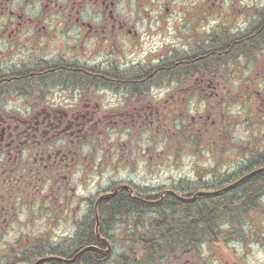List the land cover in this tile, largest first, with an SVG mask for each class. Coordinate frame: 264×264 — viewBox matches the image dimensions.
<instances>
[{"label":"flooded vegetation","instance_id":"1","mask_svg":"<svg viewBox=\"0 0 264 264\" xmlns=\"http://www.w3.org/2000/svg\"><path fill=\"white\" fill-rule=\"evenodd\" d=\"M219 1L227 0H0V230L36 229L47 212L52 217L49 227H72L68 238L72 245L81 229L87 232L90 227L95 238L84 234V245L106 251L102 239L110 243L109 253L91 250L96 255L78 262L83 254L70 264H91V258L94 264H126L129 257H142L115 253L116 244L101 233L98 238L96 229L103 225L107 200L120 195L132 199L133 193L132 200L140 204L137 210L152 214L153 188L113 181L110 188L100 186L90 193L92 178H100L108 169L126 167L133 172L139 158L133 144L138 132L148 133L150 146L141 153L152 163L155 131L169 132V116L189 117V101L210 100L205 121L202 115L191 118L195 127L208 123L218 127V117L211 114L226 94L223 90L221 96L220 82L214 79H193L187 89L161 97L114 83H129L128 78L143 68L126 54L141 52L143 37L161 36L158 30L167 23L165 17H175L170 14L176 10L173 6H182L180 16L187 24L191 19L194 28L200 20L226 19L225 12L233 8L219 11L224 6H218ZM244 7L245 3L238 9ZM225 31L214 30L209 41L214 43V37ZM169 60L161 58L148 68ZM114 133L121 135L118 141L106 143ZM95 157L101 158L96 162ZM259 211L251 213L249 234L238 238L234 230L227 244L211 246L218 252L217 264H247L246 249L251 244L264 249V226L257 219L264 210ZM19 244V253L3 255L0 264H66L60 259L71 260L80 252L71 259L44 254L43 246L48 251L57 245L43 234L21 238ZM202 256L194 253L173 262L165 258L162 264H200Z\"/></svg>","mask_w":264,"mask_h":264},{"label":"trees","instance_id":"2","mask_svg":"<svg viewBox=\"0 0 264 264\" xmlns=\"http://www.w3.org/2000/svg\"><path fill=\"white\" fill-rule=\"evenodd\" d=\"M256 16L259 22L255 29L240 39H236L227 31L220 32L214 37V43L209 41L208 36L194 54L187 56L175 55L169 58L168 64L160 67L139 68L137 74L128 78L130 79L129 83L116 82L114 84H117L118 88H135L136 92L143 93L144 91L150 92L152 87H162L165 84L164 82H170L171 78L183 81L181 87L184 88L189 87L192 80L196 78L214 79L220 82L221 75L219 72L223 71L222 66L225 65L227 57L237 59L240 56L248 60L250 57L264 52V47H261V40L264 39V11L258 10ZM228 78L226 77V79ZM260 79L262 78L260 77ZM263 86L264 84L261 88ZM224 93L226 94V90H224ZM245 95L246 91L239 92L238 98L240 97V100H242L246 97ZM219 99L218 102L225 98L220 97ZM202 100L205 101L208 107L210 100L208 98H202ZM226 101L230 102L228 99ZM220 109L222 107L218 106L217 110ZM207 110H210V108L206 109V113ZM256 111V109L251 110V113L255 115L254 118H257V114L260 112V110L257 113ZM215 116H212V118ZM169 117L171 120L176 121L179 119L181 121V124L176 126L178 129L174 134L180 147L185 143H191L195 148L201 147V149L209 146L213 155V152L219 149L220 151H217V154L219 153L222 159L224 155L231 154L236 149L247 150L245 157L238 159L246 163V167L224 179L219 174H215L212 179L213 183L203 184L199 188L201 191H207L208 194L194 199L191 198L200 192L195 190L194 184L192 185L193 188L188 184L184 188L173 187L169 189V191L179 196L185 195L187 201L174 195H166L161 200L160 193L163 192L161 190L160 193L154 196L156 199L155 210L149 215L137 210L140 208V204L126 196L120 195L107 200L105 218L100 229L101 235L116 244L119 254L142 255L141 258L129 257L125 259L126 264H162L165 258L173 262L187 260L194 253L201 255L203 249L208 248L209 250L213 244H219L220 246L227 244L229 240L233 239L234 233L232 231L236 229H238V238L248 234L244 231L245 226L248 224L247 220L254 209L259 211L262 208L261 201L264 198V153L259 149L264 147L261 146V143L254 140L244 146L241 145L240 148L234 147L230 134L231 121L225 118V114H221L218 127L211 126L208 123V125H201L197 128L188 121V117L179 115ZM156 136L166 135H158L155 131L154 137ZM169 137L168 135L167 140L171 138ZM169 144L171 145V141ZM179 146L176 147L178 151L174 149L176 153H179ZM167 149H170V147ZM221 162L214 160L216 164ZM225 164L229 163L226 161ZM229 184L232 185L229 186ZM216 191L219 192L213 193ZM128 208H134V212ZM91 220L94 222L93 219ZM115 229H119L118 234L114 232ZM85 232L86 229H81L73 245L70 242L71 240L65 239L56 247L49 248L48 251L43 246L44 254L50 253L71 259L76 253L89 247L84 245L81 239L84 234V236L88 234L89 239L95 238L93 227H90V231ZM89 255H96V252H86L78 262L85 261ZM200 259L203 261V258ZM94 263V258H91V264ZM43 264L62 263L50 261Z\"/></svg>","mask_w":264,"mask_h":264},{"label":"rangeland","instance_id":"3","mask_svg":"<svg viewBox=\"0 0 264 264\" xmlns=\"http://www.w3.org/2000/svg\"><path fill=\"white\" fill-rule=\"evenodd\" d=\"M234 2L236 5L231 4L229 0L225 2L219 1L218 3V6L224 4L223 8H220L219 11L225 9L226 6L230 7L231 10L233 8L231 13L230 10L225 12L227 21L226 19L222 20L220 18L211 21L200 20L194 28L191 26V19H189L190 23L187 24V21L184 20L185 17L180 16L181 10L178 8L182 6H173V9L176 8V10L170 14L175 15V17H165L168 20L167 23H162L163 25L161 24L158 30V32L161 31V36L158 35L153 38L143 37L140 43L141 52L133 53L134 55L127 53V58L129 60L134 59L135 64L141 63L143 67H148L150 63L156 65L161 58L165 59L167 57L172 58L175 55L187 56L194 54L201 47L200 45H202L203 40L207 39L208 35L214 30H227L233 37L252 32L259 22L256 12L258 10L261 12L264 11V0H234ZM242 3H245V7L239 10V6H243ZM229 13L230 15H228ZM196 31H198L197 34ZM158 32L155 33L157 34ZM62 41H65V39H62ZM261 41V47H264V39ZM222 69L223 71L219 72L221 75L219 92L223 96L222 91L226 90V95L223 97L225 99H221L220 101L222 109L217 110L216 108L212 116L220 115L218 116V119H220L221 114H225V118L231 121L232 127L230 134L235 144L234 147L240 148L241 145H246L254 140H257L264 147V86L261 88L262 84H264V52L256 54L248 60L240 56L237 59L227 57ZM226 77L229 78L226 79ZM164 83L160 88L152 87L150 92L159 94V97H161L168 93H176L179 90L187 89V87H181L183 81L181 82L177 79L171 78L170 82L166 81ZM242 91H246V97L240 100L238 93ZM226 99L230 102H227ZM204 105H206L205 108ZM207 108L205 102L198 103L197 101H189L187 109H189L190 116L188 117V121L191 122L192 117L195 116L194 118H197L199 115H202L205 121ZM255 109L257 110L256 113L260 110L259 114H257L260 118H254L255 115L251 113V110ZM180 124L181 121L179 119L176 121L171 120L169 132L164 134L166 136H156L154 138L153 161L150 164L141 153L142 150L150 146L148 143V133L144 131L138 132L133 142L139 155L135 170L130 172L131 168L128 169L126 167L115 168L114 170L108 169L100 178L97 176L92 178L90 193L94 192L100 186L106 189L110 188L113 181L122 183L126 180L133 181L140 186L151 187L155 194L160 193L161 190H169L173 187L184 188L188 184L192 188L194 184L195 190L201 191L199 189L201 185L213 183L212 179L215 174H219L224 179L228 175L238 173L243 167H246V163L238 159H243L247 150L236 149L235 152H231V154L226 156L224 155L222 159V156L219 153L217 154V151L220 150L218 149L216 152H213V155L210 152L209 146L201 149V147L195 148L191 143H185L180 147L177 144V137L174 135L178 129L176 126ZM168 135L171 137H169V140H167ZM120 136L117 133L110 134L106 139V143H115ZM170 141L171 145L169 144ZM109 146L111 145L107 144V147ZM177 146L180 147L179 153H176ZM168 147L170 149H167ZM87 150L89 151V148ZM259 150L264 153V148H260ZM100 158L95 157L94 159L97 162ZM215 159L216 161H222V164L214 163ZM226 161L229 164H225ZM262 206L264 208V199L262 200ZM25 217L23 215L21 218L25 219ZM51 218L50 213L43 212L42 218L39 220V222H42V225L36 229L0 230V258L3 255L19 253L21 238L24 240L26 237L32 238L35 235L43 234V237L48 239L50 244L58 245L63 240L72 236L73 229L71 226L59 225V227H49L47 223ZM257 219L264 226V216L257 217ZM244 231L249 233V227H245ZM114 232L118 234L119 229H115ZM114 252L119 253L118 250ZM217 253V250H212L211 247L209 250L208 248L203 249L204 257L200 264H217V260L214 258ZM246 257L247 264H264V249L259 248L255 244H251V249H246Z\"/></svg>","mask_w":264,"mask_h":264},{"label":"water","instance_id":"4","mask_svg":"<svg viewBox=\"0 0 264 264\" xmlns=\"http://www.w3.org/2000/svg\"><path fill=\"white\" fill-rule=\"evenodd\" d=\"M204 193H199L198 195L199 196H201V195H203ZM91 249H95V248H93V247H89V248H86V249H84L83 251H81L73 260H71V261H65V260H63L64 262H67V263H72V262H74V260H76L79 256H81L82 254H84L85 252H87V251H89V250H91Z\"/></svg>","mask_w":264,"mask_h":264}]
</instances>
